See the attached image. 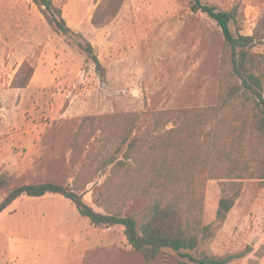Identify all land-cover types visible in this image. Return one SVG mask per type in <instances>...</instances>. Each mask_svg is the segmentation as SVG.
Here are the masks:
<instances>
[{
    "label": "rangeland",
    "instance_id": "374dc122",
    "mask_svg": "<svg viewBox=\"0 0 264 264\" xmlns=\"http://www.w3.org/2000/svg\"><path fill=\"white\" fill-rule=\"evenodd\" d=\"M52 1L68 26L93 45L107 79L78 47L84 40L56 34L32 0H0V203L31 184L75 189L78 174L87 177L115 153L123 158L125 148L117 152L123 132H97L75 161L72 145L84 117L140 115L133 138L148 129L159 136L157 113L216 107L221 75L231 68L223 64L221 30L191 11L192 0H125L117 17L98 30L91 19L102 0ZM202 1L225 11L237 8L243 35H253L264 18V0ZM64 47L67 58L60 59ZM254 51L264 53V46ZM24 63L34 69L35 80L15 89ZM61 65L77 72L66 76ZM45 77L50 83L40 84L38 78ZM206 175H197L193 192L203 198L201 221L209 234H200L191 255L221 264H264V182L242 181L241 195L221 223L220 201L234 192L230 181ZM118 176L109 169L97 173L79 192L84 203L102 214L140 213L149 200L126 194ZM183 263L196 264L172 250L146 262L122 227H95L59 195L22 197L0 214V264Z\"/></svg>",
    "mask_w": 264,
    "mask_h": 264
},
{
    "label": "trees",
    "instance_id": "16d2710c",
    "mask_svg": "<svg viewBox=\"0 0 264 264\" xmlns=\"http://www.w3.org/2000/svg\"><path fill=\"white\" fill-rule=\"evenodd\" d=\"M32 2L56 34L84 40L77 43L78 47L105 82L107 71L93 45L68 26L62 9L52 0ZM124 3L125 0H102L91 24L96 29L108 26ZM191 11L208 16L224 38L223 64L230 63L231 68L221 75L219 104L203 110L157 113L154 132L159 131L161 136L153 137L148 129L147 134L133 138L140 115L84 117L72 145L75 161L97 132H123L117 149L119 152L125 148L123 158L116 159L115 153L87 177L78 174L73 184L75 189L53 183L16 188L0 203V214L22 197L40 199L59 195L95 227H122L128 244L148 263L154 262L161 252L172 250L196 264H221L211 259H195L190 253L197 249L200 234L203 238L209 234V227H202L203 198L197 200L193 192L195 179L197 175L207 174L209 179L230 181L234 194L220 201L217 220L221 223L240 197L242 181L264 182V53L254 51L264 46V18L253 35H243L237 8L225 11L202 0H192ZM33 76L34 69L24 63L17 75L21 81L14 88H27ZM112 128L114 131H110ZM108 169L119 175L118 187L133 197L148 199L149 205L136 215L124 216L123 211L102 214L85 204L79 192L93 182L97 173Z\"/></svg>",
    "mask_w": 264,
    "mask_h": 264
},
{
    "label": "crops",
    "instance_id": "0c3cea01",
    "mask_svg": "<svg viewBox=\"0 0 264 264\" xmlns=\"http://www.w3.org/2000/svg\"><path fill=\"white\" fill-rule=\"evenodd\" d=\"M95 30H98V29H96L95 28ZM68 47H64L63 49H62V53L64 54V55H61L62 56V58H60V59H63L64 57L65 58H67V52L68 51H66V50H68L67 49ZM55 53V52H54ZM64 65L62 66L61 65V67H59V70H60V72H64V74H66V76H67V74H69L70 73V71L72 70V72H77V69L76 68H70V66L69 65H67V67H64ZM35 77H36V74H34V79H33V81L35 80ZM38 80H40V84H42V85H47V84H49L50 83V81L45 77V78H38ZM65 83H67V82H65ZM32 84V83H31ZM60 84H62V83H60Z\"/></svg>",
    "mask_w": 264,
    "mask_h": 264
}]
</instances>
